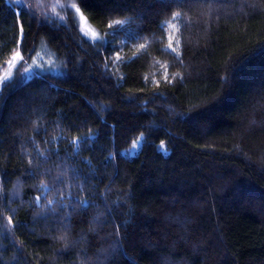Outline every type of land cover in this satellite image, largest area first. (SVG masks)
Returning a JSON list of instances; mask_svg holds the SVG:
<instances>
[{"label":"trees","instance_id":"16d2710c","mask_svg":"<svg viewBox=\"0 0 264 264\" xmlns=\"http://www.w3.org/2000/svg\"><path fill=\"white\" fill-rule=\"evenodd\" d=\"M51 1L0 0V264H264V0Z\"/></svg>","mask_w":264,"mask_h":264},{"label":"rangeland","instance_id":"374dc122","mask_svg":"<svg viewBox=\"0 0 264 264\" xmlns=\"http://www.w3.org/2000/svg\"><path fill=\"white\" fill-rule=\"evenodd\" d=\"M9 1L18 4L17 0H9ZM65 1L66 4H64V1H62L59 4H56L57 2H54L52 0L51 3L52 2L53 3L51 7L56 5L55 8L57 10V13L59 9H63V8L68 9L69 7H71L72 11L71 9H69V11H71L76 17H78L84 36H86L91 40L98 39L99 34L96 28L87 20L85 14L78 9V7L75 5V3L72 2V0H65ZM170 40H172V35H170ZM45 49L46 47L40 48L35 54L32 55V57L29 60L25 61V64L21 72L22 79H27L32 74H37V73L50 72V73L59 74L63 72L62 66L60 67L58 62L55 61L56 59L54 57L53 59L50 53ZM17 53H19V55H17ZM23 60L24 58L20 49H17L0 73V89L4 82L12 78L15 69L19 68L20 63ZM142 141H143V135H139L136 139L133 140L132 145L129 148L124 149L122 153L129 157L135 155L138 149L140 148ZM158 147L160 148V150L165 151L163 142H160Z\"/></svg>","mask_w":264,"mask_h":264},{"label":"snow or ice","instance_id":"6c2138e0","mask_svg":"<svg viewBox=\"0 0 264 264\" xmlns=\"http://www.w3.org/2000/svg\"><path fill=\"white\" fill-rule=\"evenodd\" d=\"M17 3H18L21 7H23V0H17ZM177 15H179V14L177 13ZM161 30H163V25H162V29H161ZM141 47L143 48L144 46L141 45ZM168 48L172 49L173 51L175 50V49L173 48V46H172L171 43L168 45ZM17 55H19V53H17Z\"/></svg>","mask_w":264,"mask_h":264}]
</instances>
